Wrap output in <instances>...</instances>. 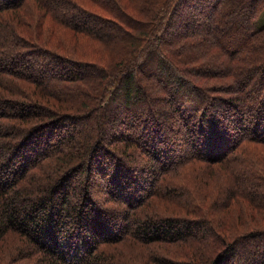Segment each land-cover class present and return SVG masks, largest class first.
Here are the masks:
<instances>
[{
	"label": "trees",
	"instance_id": "trees-1",
	"mask_svg": "<svg viewBox=\"0 0 264 264\" xmlns=\"http://www.w3.org/2000/svg\"><path fill=\"white\" fill-rule=\"evenodd\" d=\"M0 264H264V0H0Z\"/></svg>",
	"mask_w": 264,
	"mask_h": 264
},
{
	"label": "rangeland",
	"instance_id": "rangeland-1",
	"mask_svg": "<svg viewBox=\"0 0 264 264\" xmlns=\"http://www.w3.org/2000/svg\"><path fill=\"white\" fill-rule=\"evenodd\" d=\"M192 7V6H191ZM191 7H189L188 6V8H186V9H184L183 10V12H182V15H181V19H183V18H185V17H187V15H189L190 16V14L191 15H194V13H195V10H194V5H193V8L191 9ZM178 23H180V21H176L174 24H175V28H176V26L177 27H180L179 25H178ZM180 31V30H179ZM108 32L109 33H111V30H108ZM176 35L177 34H179L178 32L177 33H175ZM173 71V70H172ZM152 83V82H151ZM150 82L148 83H146V84H148V85H146L147 86V88H149L150 87V84H151ZM152 90V89H151ZM146 101H148V100H146ZM141 107H143L142 109H144L145 110V112L146 113H148L149 111H151V109H153V111H156L157 113H158V115H163V116H166L165 115V113H167L168 112V110H169V108H170V106L166 103V102H163V103H157V102H151V103H147L146 102V104L145 105H143V106H141ZM185 108H187V106L185 105ZM112 110H113V112L114 113H116V115H117V117H120V118H122L123 116V114L122 113H124V109L123 108H121V105L120 104H114V105H112ZM106 113H105V116L107 117V113H108V111H105ZM229 114H231V112L229 113ZM105 120H106V118H105ZM102 127V133L106 136V138H109L112 134H113V131H112V133H111V131L108 129V127L107 126H105V125H101ZM175 128L177 129L178 127L177 126H175ZM117 132V131H116ZM116 132H114V133H116ZM111 133V134H110ZM118 133V132H117ZM137 134H139V133H137ZM136 134V135H137ZM113 136V135H112ZM180 144V143H179ZM180 147L181 148H186V145H185V143H182V145L180 144ZM190 150V149H189ZM189 150H185V151H183L182 152V154H185V153H187V152H189ZM191 151V150H190ZM200 155V154H199ZM139 156V155H138ZM145 156H146V154L144 155V156H142V158H144L143 160L141 159V158H139V159H137L138 160V162L140 163V164H142V165H144V164H146V158H145ZM98 160V159H97ZM96 162V161H95ZM92 178L93 179H95V178H98V177H96L97 175H96V173L95 172H92ZM96 180V179H95ZM113 183V182H112ZM104 184H107V182H93V185L92 186H94V188H93V193H95V195H96V197L97 198H99V199H101L102 201H105V199L107 198L106 197V195H105V193H104V188L102 187ZM92 186H91V188H92ZM131 190H132V188H131ZM130 190V191H131ZM232 213L233 214H237V215H239V216H244V218L245 219H249V217H248V210H246L245 212H243V213H241V214H238V213H235L233 210H232ZM248 228V227H247ZM254 244L256 245V248L257 247H260V246H262V244H263V241H261V240H259V241H255L254 242Z\"/></svg>",
	"mask_w": 264,
	"mask_h": 264
}]
</instances>
